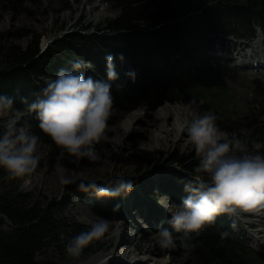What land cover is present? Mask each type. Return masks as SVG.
Segmentation results:
<instances>
[{
  "label": "trees",
  "instance_id": "16d2710c",
  "mask_svg": "<svg viewBox=\"0 0 264 264\" xmlns=\"http://www.w3.org/2000/svg\"><path fill=\"white\" fill-rule=\"evenodd\" d=\"M26 1L0 0L4 5ZM101 1L119 14L95 26L94 33L87 34L91 26L80 23L78 32L55 41L43 53L38 39L26 50L15 45L4 53L7 67L0 70V95L14 98L12 109L6 112L26 114L34 135L55 151L60 149L41 131L36 114L29 112L27 105L60 69L72 70L73 63L79 62L85 76L107 80L105 57L111 54L119 77L109 81L114 111L128 113L138 107L154 111L166 103L180 102L203 115L211 110L202 96V83L205 77L215 75L212 64L218 66L211 57L213 47L221 38L241 41L254 38L258 29L264 33V0ZM124 63L134 72L135 82L121 76ZM217 121L226 123L220 118ZM254 121L252 117L235 124V130L241 138L246 132L249 143H263L264 132ZM99 146L105 148L106 143L102 141ZM187 161L183 156L170 159L169 166L176 164L184 173L172 172L165 184L169 192L179 194V204L188 194L185 184L194 177L195 169ZM133 187L142 190L144 184L136 181ZM83 194L81 198L96 216L106 221L127 219L130 205L124 196L97 197L95 191ZM29 199V194L16 188L0 198V264H35L37 255L46 247H60L85 232L79 224L63 223L59 206L42 208ZM135 206L149 218L150 210L143 203ZM228 219L226 214L220 215L199 235L193 233L181 241L193 264H245L247 246L230 237L234 229L229 228Z\"/></svg>",
  "mask_w": 264,
  "mask_h": 264
},
{
  "label": "rangeland",
  "instance_id": "374dc122",
  "mask_svg": "<svg viewBox=\"0 0 264 264\" xmlns=\"http://www.w3.org/2000/svg\"><path fill=\"white\" fill-rule=\"evenodd\" d=\"M117 14L118 11L101 0H28L22 4L5 5L0 2V70L6 69L4 53L12 46L26 50L31 42L38 39L40 51L43 53L48 44L50 47L55 41L78 32L80 23L91 26L87 34H92L95 26L107 19H115ZM255 34L253 40L221 38L211 52V57L219 59L216 61L218 66L213 63L215 75L204 78L202 96L211 112L226 122L221 124L217 121L219 128L224 127L221 132L225 136L237 134L235 124H242L252 117L255 118L254 122L258 128H262L264 132V70L253 68L248 62V65L243 64V59L237 55L244 52L243 45L248 43L251 49L255 47L258 56L262 55V33L258 29ZM123 65L125 67L121 69V76L133 81L126 73L134 72L126 63ZM166 107H181L193 118L201 115L200 111L187 106L188 109L180 102L166 103L154 111L138 107L128 113H119L112 109L106 133L108 139L103 141L106 147L96 146L98 159L85 158L79 163H73L67 155L61 157L54 147L38 140L36 154L39 163L36 171L27 178L25 186L8 179L6 172L0 169V198L16 188L19 192L29 194V202L32 204L42 208L59 206L63 223L79 224L85 232L93 223L104 219L89 210L84 197L81 198L83 193L86 195L97 186L114 187L116 181L121 178L130 180L133 184L136 181L144 184L142 190L133 187L131 192L122 195L131 207L127 219L122 222L107 221L110 224L109 232L100 239L92 240L80 255L72 257L67 254L65 246L70 241L67 240L60 247H46L37 255L35 264H84L100 255L108 256L106 264H136L141 258L153 261L146 264H193L181 242L183 234L176 233L169 224L172 214L180 205L177 200L179 194L169 192L165 184L172 172L184 173L176 164L169 166L172 157L187 158V164L192 169L197 167L198 159L187 136V139L180 137L177 142L163 147H152V133H156L162 123L172 128V121L177 115L168 114V121L165 122V116L163 118L159 114L165 111ZM25 115L19 112L0 113V132L3 131V125L12 120L18 127L34 134ZM130 115L134 116V119L130 122L131 128L126 132L125 120ZM140 150L153 151V154L145 157L138 154ZM58 159H62L63 175L67 183L61 182L60 174L54 167ZM151 190L157 194V198H154L153 194L149 195ZM138 202L150 210L149 218L140 214L135 206ZM228 218L229 228L234 229L230 237L242 241L247 246L245 264H264V246L256 244L255 239L250 238L256 228L248 227L245 223H252L256 219L246 220L245 216ZM237 225L239 227L235 228ZM164 228L172 231L175 247L162 248L159 245L158 234ZM257 237L259 242L264 241V234ZM120 245L122 249L118 250L117 246ZM111 257L115 258L110 259Z\"/></svg>",
  "mask_w": 264,
  "mask_h": 264
},
{
  "label": "clouds",
  "instance_id": "9594fccd",
  "mask_svg": "<svg viewBox=\"0 0 264 264\" xmlns=\"http://www.w3.org/2000/svg\"><path fill=\"white\" fill-rule=\"evenodd\" d=\"M107 80H96L80 71L82 65L75 62L72 70L60 69L37 98L27 105L36 114L41 131L50 137L60 149L61 157L67 153L71 162L82 159L96 160V146L108 139V120L114 97L109 81L117 80L114 58L107 55ZM121 61L124 57L121 54ZM135 82V74L126 73ZM14 98L0 95V113L12 109ZM195 151L198 165L194 177L185 184L188 193L169 221L176 233L187 240L193 233L199 235L215 223L220 215L230 217L243 213H264V143L248 142L237 134L225 136L217 125V117L208 112L194 117L183 128ZM39 137L30 134L15 121H8L0 132V169L8 179L21 181L25 186L37 169ZM61 182L64 165L58 159L54 165ZM133 183L123 178L114 187L97 186V197H120L132 191ZM118 205L114 210L118 209ZM110 229L106 220L91 225L88 231L73 237L65 246L69 256L80 255L94 239L104 237ZM158 243L162 248L176 246L173 233L167 228L159 231Z\"/></svg>",
  "mask_w": 264,
  "mask_h": 264
},
{
  "label": "bare ground",
  "instance_id": "6f19581e",
  "mask_svg": "<svg viewBox=\"0 0 264 264\" xmlns=\"http://www.w3.org/2000/svg\"><path fill=\"white\" fill-rule=\"evenodd\" d=\"M261 33L262 34H261V38H260V43H261V46L263 47V50H264V33L263 32H261ZM48 45L44 48V50L48 47ZM242 51H244V52H240L237 55L240 56V59H243L242 60L243 64L248 65L251 63L250 65L253 68L264 70V51H262V55H260V56H258L259 54L256 51L255 47L254 48L252 47V49L249 50L250 52L248 50H245V49L244 50L242 49ZM246 51H248V52H246ZM256 57H258V58H256ZM234 59H236V58H234ZM247 62H248V64H246ZM186 108H188V107L186 106ZM164 110L165 111L160 112L159 116H162L163 118L165 116V118H164L165 122L168 121V119H167L168 114L171 113V114H173V116L175 114H177V115H176V117H174V121H172L173 122V124L171 126L172 128H169L165 125V123H162L159 126V128L156 129V133H152V136L150 137V141L153 143L152 147L154 149H156L158 147H163V146L170 144V143H175L179 140L180 137H183V138L186 137L187 133H186V131L183 130V128L190 120L193 119V117H190L189 114L187 115L186 110L181 109V107H178V108L166 107V108H164ZM132 119H134V116L130 115L125 120V121H127V123H125V126H124V130L126 132H128L129 129L131 128L130 122L132 121ZM186 139H187V137H186ZM138 154L145 156V157H149L153 154V151L150 152V151L140 150L138 152ZM154 189H156V188H154ZM153 192L154 191H152V193ZM154 195H155L154 197H156V198L158 197L157 194H155V192H154ZM240 215H242V214H240ZM243 215L247 217L246 220L247 219H250V220L256 219L252 223L251 222L249 223L247 221L245 222L247 225H249L248 227L256 228L255 231H253L254 233H251L250 238L257 239L258 238L257 235L264 234V213H260V214L243 213ZM117 247H118V250L122 249L121 245L117 246ZM113 258H115V257H111L110 259H113ZM107 259H108V256H101L100 255V256H97V258L93 257L92 260H90L84 264H106ZM114 261H117V260H114ZM149 262H153V261L149 260V258H141L140 260L136 261V264H146ZM152 264H164V263L154 262Z\"/></svg>",
  "mask_w": 264,
  "mask_h": 264
}]
</instances>
